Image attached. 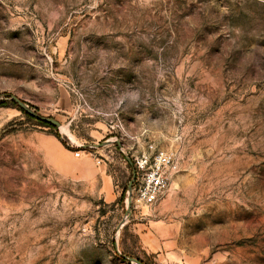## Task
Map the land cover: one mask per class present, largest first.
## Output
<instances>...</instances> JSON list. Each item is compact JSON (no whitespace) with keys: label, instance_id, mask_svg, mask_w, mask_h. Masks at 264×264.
Listing matches in <instances>:
<instances>
[{"label":"rangeland","instance_id":"374dc122","mask_svg":"<svg viewBox=\"0 0 264 264\" xmlns=\"http://www.w3.org/2000/svg\"><path fill=\"white\" fill-rule=\"evenodd\" d=\"M3 94L60 122L65 152L100 150L115 199L50 175L35 134L52 131L0 106V264H127L115 244L162 264L131 230L141 217L200 264H264V0H0ZM115 141L179 160L121 227Z\"/></svg>","mask_w":264,"mask_h":264},{"label":"crops","instance_id":"0c3cea01","mask_svg":"<svg viewBox=\"0 0 264 264\" xmlns=\"http://www.w3.org/2000/svg\"><path fill=\"white\" fill-rule=\"evenodd\" d=\"M63 107L66 108L65 104ZM62 112L67 113L65 110ZM35 135L39 139L36 150L40 155L42 166L50 175L65 176L78 183L85 181L89 185L90 191L98 197H103L106 201L115 199L113 180L108 169L106 166L96 163L95 157L100 156V150L95 148L92 152L83 151L78 157H75L73 151L65 152L64 148H59L61 144L56 136L51 134L42 136L39 133ZM43 137H48L55 148H47L42 142ZM152 223L154 222L141 217L131 225V230L137 235L143 249L154 254L162 264L201 263L199 255H187L185 248L178 245L176 239L173 240L167 228L157 231Z\"/></svg>","mask_w":264,"mask_h":264},{"label":"built area","instance_id":"2783aa9c","mask_svg":"<svg viewBox=\"0 0 264 264\" xmlns=\"http://www.w3.org/2000/svg\"><path fill=\"white\" fill-rule=\"evenodd\" d=\"M75 157L80 151L74 150ZM135 180L132 188L133 208L154 205L167 191L172 176L178 171L179 160L175 151L155 149L130 154ZM96 163H101L95 157Z\"/></svg>","mask_w":264,"mask_h":264},{"label":"water","instance_id":"95a60500","mask_svg":"<svg viewBox=\"0 0 264 264\" xmlns=\"http://www.w3.org/2000/svg\"><path fill=\"white\" fill-rule=\"evenodd\" d=\"M2 98H9V99L13 100V102H15L16 105L21 110L25 111L29 116H31V117H33V118H35L37 120L44 121V122L50 124L58 132L61 131L62 125H61L60 122H58L57 120H55L52 117H44V116L39 115L38 113H36L35 110H33L32 108H30L23 100L17 98L16 96H14V95H8V94H3V95L0 96V99H2ZM111 142H114V140L106 139V140H104V141H102L100 143L89 145L88 147H91V148L102 147V146L109 145ZM116 145H117L119 151L121 153H123V149L121 148V145L119 144V142H116ZM123 155H124V153H123ZM124 158H125L126 162L128 163V165L131 167V178H130V181L128 182V185H127V192H126L127 193V197H126V210H125L124 218L121 220L120 227L125 223V220L127 218V215L130 214V204H131V195H132V184H133V182L135 180V173H134V170H133V167H132V162H131V160L126 155H124ZM115 249H116L117 254L124 261H126V262H128L130 264H143L137 258L130 257V256H127L125 254L120 253L118 251V249H117V244H115Z\"/></svg>","mask_w":264,"mask_h":264},{"label":"trees","instance_id":"16d2710c","mask_svg":"<svg viewBox=\"0 0 264 264\" xmlns=\"http://www.w3.org/2000/svg\"><path fill=\"white\" fill-rule=\"evenodd\" d=\"M7 101V102H6ZM7 105H12V106H14V107H17V109L26 117V118H29V119H31V120H34V121H36L37 123H38V125H41V126H43V127H46V128H48V129H50L51 131H52V133L56 136V137H59V135L57 134V132H55L54 131V127L53 126H51L50 124H48V123H46V122H44V121H40V120H37V119H35V118H33V117H31V116H29L25 111H23V110H21L17 105H16V103L15 102H13V100H11V99H9L8 98V100H1L0 101V106H7ZM123 194H124V192H122V196H120V199L123 197ZM123 260V259H122ZM138 260H140V259H138ZM124 261V260H123ZM143 264H147V263H145L144 261H142V260H140ZM126 262V261H125ZM127 264H129L128 262H126Z\"/></svg>","mask_w":264,"mask_h":264},{"label":"bare ground","instance_id":"6f19581e","mask_svg":"<svg viewBox=\"0 0 264 264\" xmlns=\"http://www.w3.org/2000/svg\"><path fill=\"white\" fill-rule=\"evenodd\" d=\"M63 129V126L61 127V130Z\"/></svg>","mask_w":264,"mask_h":264}]
</instances>
